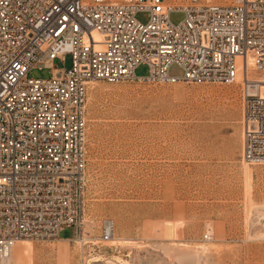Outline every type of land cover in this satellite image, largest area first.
Returning <instances> with one entry per match:
<instances>
[{
  "label": "built area",
  "instance_id": "obj_1",
  "mask_svg": "<svg viewBox=\"0 0 264 264\" xmlns=\"http://www.w3.org/2000/svg\"><path fill=\"white\" fill-rule=\"evenodd\" d=\"M174 12L184 14L178 25ZM67 59L69 68H55ZM249 62L264 75V0H0V264H13L19 242L65 229L83 248L125 249L134 263L144 251L136 241L119 247L112 222L99 232L84 218L90 84L234 85ZM142 65L146 78L136 75ZM174 67L181 76L170 74ZM34 69L51 78H30ZM252 85L243 83L241 161L258 167L264 96L246 91ZM95 256L81 264L110 261Z\"/></svg>",
  "mask_w": 264,
  "mask_h": 264
},
{
  "label": "rangeland",
  "instance_id": "obj_2",
  "mask_svg": "<svg viewBox=\"0 0 264 264\" xmlns=\"http://www.w3.org/2000/svg\"><path fill=\"white\" fill-rule=\"evenodd\" d=\"M136 19L148 22L146 14ZM183 19L180 12L170 15L174 25ZM70 64L54 63L57 69ZM170 74L182 75L177 67ZM136 75L148 77L149 68L140 66ZM250 76L264 77L254 70ZM29 77L51 74L34 69ZM94 88L87 103L84 218L90 227L100 232L110 221L118 240L139 243L144 251L130 264H264V165L241 161L243 84L127 81ZM71 238L73 230L65 229L60 238L21 241L13 264H81L84 257L117 254Z\"/></svg>",
  "mask_w": 264,
  "mask_h": 264
},
{
  "label": "bare ground",
  "instance_id": "obj_3",
  "mask_svg": "<svg viewBox=\"0 0 264 264\" xmlns=\"http://www.w3.org/2000/svg\"><path fill=\"white\" fill-rule=\"evenodd\" d=\"M251 70H253V64H252V62H249V65L247 66V68H245L244 69V71L243 72H241L240 73V75H239V77H238V79H237V82L236 83H238V82H241L242 84L244 83V81L246 80V79H248L250 82H252L254 85H252L251 87H248L247 88V86H246V91H248L250 94H261L262 96H264V77L263 78H261V79H259V80H252L251 79V76H250V72H251ZM96 83L97 82H94V83H92V84H90V86H89V90L90 89H95L94 88V85H96ZM92 86H93V88H92ZM246 167V166H245ZM245 167H244V169H245ZM245 176L246 177H249L250 176V173H249V171H248V169L246 168L245 169ZM252 173V172H251ZM247 180V179H246ZM248 186V185H247ZM250 187V186H249ZM246 188H248V187H246ZM248 190H249V188H248ZM87 223V225L89 224V222H86ZM24 241V240H23ZM22 241V242H23ZM67 241H69V242H72L73 241V239L72 240H67ZM74 242H76V243H78L79 244V241H77V239L76 240H74ZM119 247H126V246H129V244H130V241H125V240H122V241H120L119 240ZM137 246H140V244L139 243H137L136 244ZM191 250V249H190ZM202 250H206V248H203ZM184 253V252H183ZM186 254H187V252H185ZM130 252L128 251V250H125V249H121L119 252H118V254H116V255H111L112 257H111V259H110V261H108L107 262V264H130L128 261H127V259L126 258H128L129 256H130ZM180 255V254H179ZM191 256V255H190ZM185 257V256H184ZM195 257V256H194ZM187 258H189V257H187ZM103 260V259H102ZM105 260H108V259H105ZM191 260H188L187 262L189 263ZM198 261V260H197ZM95 262H101V260L99 259V257H98V259L97 260H95ZM200 263V262H199ZM198 263V264H199Z\"/></svg>",
  "mask_w": 264,
  "mask_h": 264
}]
</instances>
